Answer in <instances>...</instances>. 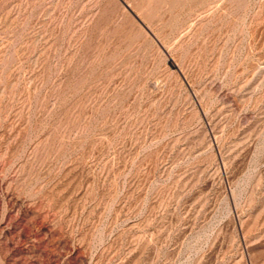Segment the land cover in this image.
Listing matches in <instances>:
<instances>
[{
  "label": "rangeland",
  "instance_id": "obj_1",
  "mask_svg": "<svg viewBox=\"0 0 264 264\" xmlns=\"http://www.w3.org/2000/svg\"><path fill=\"white\" fill-rule=\"evenodd\" d=\"M0 264H264V0H0Z\"/></svg>",
  "mask_w": 264,
  "mask_h": 264
}]
</instances>
